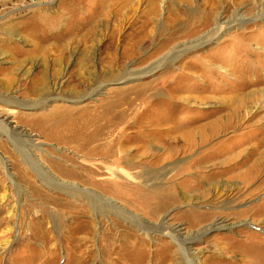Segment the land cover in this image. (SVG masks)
<instances>
[{
    "label": "rangeland",
    "instance_id": "1",
    "mask_svg": "<svg viewBox=\"0 0 264 264\" xmlns=\"http://www.w3.org/2000/svg\"><path fill=\"white\" fill-rule=\"evenodd\" d=\"M0 120V264H264V0H0Z\"/></svg>",
    "mask_w": 264,
    "mask_h": 264
},
{
    "label": "bare ground",
    "instance_id": "2",
    "mask_svg": "<svg viewBox=\"0 0 264 264\" xmlns=\"http://www.w3.org/2000/svg\"><path fill=\"white\" fill-rule=\"evenodd\" d=\"M210 13V12H209ZM234 21H236V19H234ZM222 24H224V23H222ZM222 26H219L218 25V28H221ZM176 37V34H175V32H174V34H172V33H170L167 37H166V39L164 40V41H162V43H161V48L162 47H164L169 41H171L173 38H175ZM197 45V44H196ZM160 49L158 48V49H156V50H154V51H159ZM169 58V57H168ZM169 59H173V57L171 56ZM159 66V65H158ZM158 66H154V67H151L150 69L148 68V70H146V71H144V73H146V72H151L152 70H154L155 68H157ZM129 76H131V75H129ZM100 86H96V87H94L93 89H91V90H89V92H86V93H84L83 95H90V94H92V93H95V92H97L98 91V88H99ZM33 91V90H32ZM30 106V105H29ZM102 111V109L100 110V112ZM98 112V109L97 108H93V110L91 111V114L93 115V116H95L96 115V113ZM90 114V113H89ZM74 123V122H73ZM0 129L2 130V131H6L7 129L5 128V124L4 123H2V120H0ZM7 132V131H6ZM15 140H16V138H14ZM18 140V139H17ZM20 140L21 139H19L18 141L20 142ZM192 143V142H191ZM20 144V143H19ZM143 144V143H142ZM145 145V144H144ZM185 146V144H179L178 146H173V147H171V150L172 151H170L169 150V154L170 153H173V152H175L176 150H184V147ZM145 147V146H144ZM189 147V146H188ZM28 150V149H27ZM186 150V149H185ZM184 152V151H183ZM142 153H144V151H142ZM212 228H221V226H219V225H217V226H215V227H211V226H207V228H206V230H203V231H201L200 233H202V232H206V231H209V230H211ZM161 233H163V232H161ZM167 233V232H166ZM164 234V233H163ZM175 236V235H174ZM195 238L197 237V236H194ZM194 237H192L191 239H193ZM191 239H189V240H191ZM178 240V239H177ZM183 240H185V239H183ZM187 240H188V238H187ZM181 244H183V243H181Z\"/></svg>",
    "mask_w": 264,
    "mask_h": 264
}]
</instances>
